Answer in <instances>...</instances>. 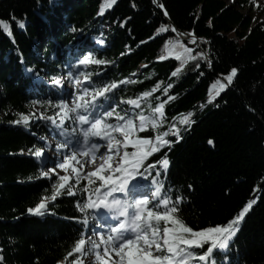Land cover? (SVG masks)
Segmentation results:
<instances>
[{
	"label": "trees",
	"instance_id": "1",
	"mask_svg": "<svg viewBox=\"0 0 264 264\" xmlns=\"http://www.w3.org/2000/svg\"><path fill=\"white\" fill-rule=\"evenodd\" d=\"M110 5L0 0V264L78 260L92 203L130 177L157 173L160 200L147 205L140 228L169 231L179 249L178 258L158 251L152 264H264V20H254L252 0ZM101 24L111 27L107 35ZM171 27L175 33H159ZM174 45L189 59L184 64L167 55ZM82 67L88 81L79 114L91 119L101 109L109 132L127 120L137 143L125 149L129 165L115 184L81 178L62 188L59 177H41L45 166L32 154L48 148V137L80 143L73 121L60 127L55 119L64 101L57 82L77 81ZM33 106L48 120L13 123ZM189 111L195 123L186 128ZM176 128L183 139L158 152ZM44 198L53 200L45 216H32L27 209ZM250 200L256 203L234 225L238 232L214 227ZM203 235L197 245L182 244Z\"/></svg>",
	"mask_w": 264,
	"mask_h": 264
},
{
	"label": "rangeland",
	"instance_id": "2",
	"mask_svg": "<svg viewBox=\"0 0 264 264\" xmlns=\"http://www.w3.org/2000/svg\"><path fill=\"white\" fill-rule=\"evenodd\" d=\"M252 2L254 20H264V0H252ZM112 5L109 7L112 8ZM99 28L103 34L107 35L111 27L108 24H101ZM100 40L104 41L103 38H97L95 42L102 47L105 43H101ZM167 55L170 58L179 59L182 64L189 60L179 45L169 47ZM81 70L83 74L77 82L67 78L57 82L59 83V89L64 90L66 96H64V101L58 108L60 114L56 116L55 124H60V127H63L66 126L67 122L73 121L72 124H76L75 130L82 142L74 146L69 145L63 139L59 143L51 139L49 140V146L53 145L52 148L48 150L39 149L32 155L44 163L55 165L56 169L45 171L43 174L46 173L48 177H59L63 187H71L73 179L79 180L81 178L100 179L109 184H115L120 174L125 170V164L129 161L125 147L137 142V127L127 120H123L119 129L109 132L107 127H104L101 109H95V115L93 118H89V121L78 114L79 108L83 104V98L80 94L81 85L86 84L88 81V74L84 72L85 69L82 67ZM95 100L93 98L92 102H95ZM84 102L87 103L88 100H84ZM128 104L134 107L132 101H128ZM31 112L32 115L28 117L29 123H43L48 120L38 106H33ZM37 154L39 155L37 156ZM163 168H165L164 165ZM133 180L134 187L140 190V193L147 195V199L145 197L143 201L133 204L134 220H137V218L142 220L145 216L143 212L146 204L153 202L155 197L160 194V179L157 173L156 177L151 180L147 176L137 177ZM149 189H153V192L150 193ZM121 190L119 189L118 193ZM105 196H112V192H106ZM50 201L53 200H43L46 204ZM126 204L128 205V202ZM90 210L94 213V205ZM89 224L88 236L78 249L79 261L77 264H151V257L158 251H164L170 256L178 258L179 248L174 242L175 236L167 231L150 232L142 229L137 237L121 243L114 241L112 238L113 233L111 232L115 231L114 228L101 227V225L93 224L92 221ZM101 228L105 230H100ZM120 229L121 226L117 228L116 232ZM206 238L207 236L203 235L188 243L197 245ZM131 257L132 259H130Z\"/></svg>",
	"mask_w": 264,
	"mask_h": 264
},
{
	"label": "snow or ice",
	"instance_id": "3",
	"mask_svg": "<svg viewBox=\"0 0 264 264\" xmlns=\"http://www.w3.org/2000/svg\"><path fill=\"white\" fill-rule=\"evenodd\" d=\"M109 2H110V4H114L116 2V0H109ZM153 3H156V0H153ZM158 7L161 8V9H164V5L163 4H159ZM164 15L165 16L168 15L166 10L164 11ZM121 26H123V25H121ZM174 28L175 27L167 28L166 31L159 32V33L164 34V33H168L169 31H171L172 33H175L173 31ZM158 29H157V31H158ZM73 31H75V29H73ZM100 42L104 43L103 40H100ZM230 72H231V69H230ZM237 72H238V70H237ZM171 87L173 88L174 85L172 84ZM172 98L175 99V96H172ZM209 102H211V100H209ZM182 116H183L182 123L184 124V126L186 128H190L195 123V120L193 119L194 112L189 111L186 114H182ZM21 117H22L21 120H15V121H13V123H16V124L23 123L25 126H27L29 124L28 118L24 114H21ZM173 137L175 138V140H172V139L167 140L165 145L163 147H161V148H158L157 151L158 152H163L165 149L170 150L171 146L173 145L174 142L175 143L180 142V140L183 139V136L181 135V129L180 128H176V130H175V132L173 134ZM208 143H209V145H212L214 142L210 139L208 141ZM38 155L39 154H37V156ZM161 163L165 167H169L170 166V160L167 158V152H164V156L162 158ZM41 177L47 178L46 173L41 174ZM255 203H256L255 200L248 201L247 204H245V206L239 211V213L234 218L228 220L225 224H220V225L214 226V227L217 228V230L220 231V232L234 235L235 232L239 231L238 227H234V225L240 224L243 221L245 215L249 212V210L252 208L253 204H255ZM45 209H47V204L44 203V202H41V203L37 204L35 207H29L27 209V211L29 213H31V214H36V215L43 216L45 214ZM0 260H3V257H0Z\"/></svg>",
	"mask_w": 264,
	"mask_h": 264
},
{
	"label": "water",
	"instance_id": "4",
	"mask_svg": "<svg viewBox=\"0 0 264 264\" xmlns=\"http://www.w3.org/2000/svg\"><path fill=\"white\" fill-rule=\"evenodd\" d=\"M192 39L196 40L195 38H192ZM25 156H27V155H25Z\"/></svg>",
	"mask_w": 264,
	"mask_h": 264
},
{
	"label": "bare ground",
	"instance_id": "5",
	"mask_svg": "<svg viewBox=\"0 0 264 264\" xmlns=\"http://www.w3.org/2000/svg\"><path fill=\"white\" fill-rule=\"evenodd\" d=\"M98 151V150H97ZM95 153V152H94ZM98 153V152H97ZM25 155V154H24Z\"/></svg>",
	"mask_w": 264,
	"mask_h": 264
}]
</instances>
